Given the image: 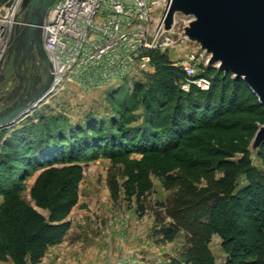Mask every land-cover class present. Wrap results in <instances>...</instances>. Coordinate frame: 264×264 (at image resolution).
Wrapping results in <instances>:
<instances>
[{"label": "rangeland", "instance_id": "obj_1", "mask_svg": "<svg viewBox=\"0 0 264 264\" xmlns=\"http://www.w3.org/2000/svg\"><path fill=\"white\" fill-rule=\"evenodd\" d=\"M184 16L181 12L175 14L173 22L177 26L164 39L166 42L170 38L172 44L164 51L152 52L151 63L136 66L125 80L89 90L67 82L39 109L79 127L87 128L90 121H119L121 117H126L130 128L140 126L148 114L147 107L133 97L135 86L150 83L148 78L156 71V54L159 64L182 69L191 64L197 74L210 64L211 54L202 41L189 37L190 24ZM247 104L250 106L220 112L215 120L213 115L203 120L208 124L195 126L188 137L168 151L132 145L128 150L85 151L75 162L56 164L61 176L76 178L79 201L67 219L70 230L39 264H209L196 233L203 230L201 222L207 218L208 201L218 191L222 175L216 168L214 151L232 145L247 148L258 177L264 180V163L257 156L262 146L258 135L264 128V108ZM149 109L158 119L167 118L170 111H163L160 104ZM46 169H31L21 183L19 195L32 206L35 203L30 190ZM245 183L241 177L238 187ZM141 190H145L143 196L135 194ZM5 199L0 194V207ZM38 210L48 217L47 211ZM168 228H176L177 232L166 240L159 232ZM205 249L214 264H228L229 255L218 235L211 237ZM252 257L255 264H264V259ZM0 264L15 262L5 256Z\"/></svg>", "mask_w": 264, "mask_h": 264}, {"label": "trees", "instance_id": "obj_2", "mask_svg": "<svg viewBox=\"0 0 264 264\" xmlns=\"http://www.w3.org/2000/svg\"><path fill=\"white\" fill-rule=\"evenodd\" d=\"M156 55V71L148 78L150 83L135 86L133 97L147 107L148 114L136 128L129 127L126 117L109 123L90 121L87 128L74 126L63 117L46 115L38 106L13 126L0 129V194L6 198L0 207V259L10 256L15 264H39L70 230L67 219L79 201L78 184L71 175L61 176L56 164L75 162L85 151L128 150L132 145L168 151L195 126L208 124L203 120L212 115L215 120L216 114L246 107L250 102L264 108L245 81L231 73L203 66L199 74L189 78L176 65L159 64ZM199 78L210 79L208 90L194 84L188 90L182 88L189 79ZM158 104L163 111L170 109V118L158 119L150 111L149 107ZM213 156L222 175L218 191L208 201L203 230L196 233L198 245L208 263L214 264L205 247L213 235H218L229 255L228 264H255L252 256L264 259V180L258 177L247 148L232 145L214 151ZM257 156L264 163V143ZM35 168L47 169L30 190L32 206L19 193L26 174ZM241 177L246 183L239 188ZM144 192L135 194L143 196ZM38 209L47 211L48 217ZM176 232V228H168L159 233L169 240Z\"/></svg>", "mask_w": 264, "mask_h": 264}, {"label": "built area", "instance_id": "obj_3", "mask_svg": "<svg viewBox=\"0 0 264 264\" xmlns=\"http://www.w3.org/2000/svg\"><path fill=\"white\" fill-rule=\"evenodd\" d=\"M0 0V59L6 52L21 0ZM168 0H58L43 25V45L53 67L49 96L67 82L83 89L99 88L128 78L136 66L151 63L154 51L172 44L164 39L177 26H166ZM191 24L194 19L184 16ZM169 37V36H168ZM163 41L162 43L160 41ZM194 60V58H192ZM209 62V61H208ZM209 66V65H208ZM189 78L194 65L183 68ZM208 90L210 79H189Z\"/></svg>", "mask_w": 264, "mask_h": 264}, {"label": "water", "instance_id": "obj_4", "mask_svg": "<svg viewBox=\"0 0 264 264\" xmlns=\"http://www.w3.org/2000/svg\"><path fill=\"white\" fill-rule=\"evenodd\" d=\"M57 1L20 2L6 47L7 59H0V104H4L0 110V129L21 121L48 98L54 75L44 49L42 27L48 11ZM177 12L194 19L188 35L202 41L203 48L211 54L209 65H217L219 70L245 81L264 105V0H168L167 29L173 24ZM30 54L35 62L39 61L40 67L43 66L45 79L41 74L35 79L27 76L25 65ZM12 57L19 83L15 89L6 77L12 68ZM263 143L264 128L258 135V144Z\"/></svg>", "mask_w": 264, "mask_h": 264}, {"label": "flooded vegetation", "instance_id": "obj_5", "mask_svg": "<svg viewBox=\"0 0 264 264\" xmlns=\"http://www.w3.org/2000/svg\"><path fill=\"white\" fill-rule=\"evenodd\" d=\"M7 56L8 55L5 54L2 57V59L6 60ZM32 57H33V54H30V55H28V57L26 59V65L25 66H26V69H27V76H29V77L32 76L35 79L36 75L41 74L43 79H45L43 66L40 67L39 61L35 62ZM13 64H14V58L12 57L11 60H10V67H12V68H10V70L7 73L6 77H7V81L12 85V89H15L17 86H19V83L16 82V76H15V73H14ZM24 85H26V84L24 83ZM3 106H4V104H2V107Z\"/></svg>", "mask_w": 264, "mask_h": 264}, {"label": "crops", "instance_id": "obj_6", "mask_svg": "<svg viewBox=\"0 0 264 264\" xmlns=\"http://www.w3.org/2000/svg\"><path fill=\"white\" fill-rule=\"evenodd\" d=\"M152 253V252H151ZM155 253H152L151 255H154ZM137 256H138V258L140 257L141 258V256H140V253H137L136 254ZM115 259V258H114ZM117 260V259H116ZM116 260H114V261H116ZM134 264H136L135 262H134ZM140 264V263H139Z\"/></svg>", "mask_w": 264, "mask_h": 264}, {"label": "bare ground", "instance_id": "obj_7", "mask_svg": "<svg viewBox=\"0 0 264 264\" xmlns=\"http://www.w3.org/2000/svg\"><path fill=\"white\" fill-rule=\"evenodd\" d=\"M175 15V14H174Z\"/></svg>", "mask_w": 264, "mask_h": 264}]
</instances>
